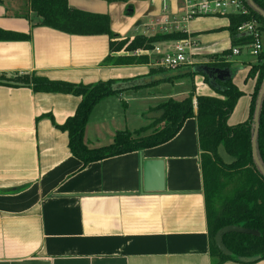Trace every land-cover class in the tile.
<instances>
[{"label": "crops", "instance_id": "obj_1", "mask_svg": "<svg viewBox=\"0 0 264 264\" xmlns=\"http://www.w3.org/2000/svg\"><path fill=\"white\" fill-rule=\"evenodd\" d=\"M81 12L109 16L120 38L155 36L153 24L164 17L163 0H68ZM165 16H180L182 0H168ZM195 19L187 27L196 44L194 65L232 50L227 15ZM38 22L29 0H0V29L25 35V41H0V77L35 74L50 81L91 85L145 78L159 56L146 65L107 64L108 36H74ZM177 41L156 44L171 50ZM229 58L233 84L244 93L228 120L235 127L250 115L257 64L249 46ZM128 53L112 54V57ZM184 70V69H182ZM206 77L193 74L137 92L102 100L90 115L84 140L105 147L118 132L150 125L148 114L169 99L181 101L208 83L195 97L219 98ZM208 80V79H207ZM0 81V264H214L203 191L201 150L196 119L186 121L169 143L110 158L81 170L69 138L52 123L73 117L81 99L36 93ZM222 84H220L221 87ZM166 86L165 88H162ZM169 87V88H168ZM126 104V109L124 108ZM130 105H137L131 114ZM51 116V117H50ZM162 162L164 190L144 191V164ZM224 264H240L226 262ZM254 264H264L257 262Z\"/></svg>", "mask_w": 264, "mask_h": 264}, {"label": "trees", "instance_id": "obj_2", "mask_svg": "<svg viewBox=\"0 0 264 264\" xmlns=\"http://www.w3.org/2000/svg\"><path fill=\"white\" fill-rule=\"evenodd\" d=\"M246 13L227 15L228 31L232 41V50L210 58V68L229 69L228 61L235 48L251 46L254 37L239 33L244 24H254L264 37V18L249 6L247 0H240ZM264 12V0H252ZM30 10L38 22L34 27L50 28L74 36H108L110 38V56L106 63L115 66L146 65L147 56L135 57L137 50L153 51L161 42L186 40L185 33H159L155 36L139 35L134 38L120 39L111 29L109 16L94 15L69 6L68 0H29ZM29 37L6 32L0 29V41H25ZM128 53L127 56L112 57V54ZM190 69V68H185ZM184 69V70H185ZM171 72L161 68H152L145 78H134L123 81L99 82L91 85L50 81L35 74L24 75L0 81L13 82L20 87H29L36 93L67 94L81 99L73 117L63 125H53L69 138V149L72 155L81 162V170L87 166L110 158L120 157L144 150L154 149L172 141L182 130L186 121L196 119L198 139L201 150L203 191L206 206L208 237L211 257L214 264L226 262L241 263L243 259L259 258L264 262V177L255 165L252 152L255 108L264 81V49L257 56V64L252 66L248 75L255 79L256 85L252 94L249 119L235 127L228 126V120L234 112L240 98L244 96L232 81L221 85L219 98L195 97V91L181 101L169 99L153 112L163 111L161 119L150 121V125L135 132H118L112 144L90 148L84 140L86 127L94 108L104 99L124 92H137L163 83H173L183 76L166 77L160 83L146 85L144 80L156 76H167ZM191 76V75H189ZM208 82V80L206 79ZM196 103V105H194ZM126 109V104L124 103ZM224 145L229 155L237 159L231 166L225 165L218 156V148ZM259 158L264 166V101L260 114V130L257 140ZM230 189L231 195L223 192ZM241 227L259 233V236L245 234H227L223 237L231 256H224L216 247L215 237L225 227ZM256 262V263H257ZM254 264V263H253Z\"/></svg>", "mask_w": 264, "mask_h": 264}, {"label": "built area", "instance_id": "obj_3", "mask_svg": "<svg viewBox=\"0 0 264 264\" xmlns=\"http://www.w3.org/2000/svg\"><path fill=\"white\" fill-rule=\"evenodd\" d=\"M168 0H163V11L166 15L168 11ZM183 10L180 16L169 18L164 15L162 20L152 26L158 28L159 33L167 34L172 32L185 33L190 22L200 17L216 15L244 14L246 10L240 0H182ZM241 34H250L254 37V43L249 46L252 55L257 57L264 49V37L259 34L254 24L248 23L238 29ZM196 44L190 39L177 41L171 50H161L155 46L153 51L137 50L133 53L135 57H151L156 53L159 58L154 65L157 68L170 72L191 68L194 65L193 50ZM238 49L233 50V55H238Z\"/></svg>", "mask_w": 264, "mask_h": 264}, {"label": "water", "instance_id": "obj_4", "mask_svg": "<svg viewBox=\"0 0 264 264\" xmlns=\"http://www.w3.org/2000/svg\"><path fill=\"white\" fill-rule=\"evenodd\" d=\"M249 6L251 9H253L255 12H257L261 17L264 18V12L260 10L252 0H247ZM248 35H250L248 33ZM193 74H199L206 77L209 81L210 86L213 89H216L218 91L221 90L220 84H225L227 82L233 81L235 76V71L232 69H220V68H210L208 66H197L193 67L192 69H185V70H179L174 71L168 74L167 76H156L153 78H148L144 80V83L146 85H151L154 83H160L162 82L166 77L170 76L173 78L177 77H186ZM10 85H16L15 83H9ZM264 101V81L261 87V90L259 92L256 108H255V114L253 119L254 124V133H253V140H252V152H253V159L255 162V165L257 166L259 172L264 177V166L259 158L258 155V149H257V140H258V134L260 130V114L261 109ZM196 105V103H194ZM164 116L163 111L158 112H152L147 115L148 120H158L161 119ZM218 156L221 159V161L227 165L231 166L237 162V159L232 157L228 154L226 151L224 145H220L218 148ZM164 190V171H163V163L162 162H147L144 164V191L145 192H162ZM245 234V235H251V236H259V233L255 231H250L241 227H225L222 230H220L216 237H215V244L218 250L224 255V256H231V253L226 248L223 242V237L227 234ZM259 260V258H251V259H243L241 261L242 264H253L256 263Z\"/></svg>", "mask_w": 264, "mask_h": 264}, {"label": "rangeland", "instance_id": "obj_5", "mask_svg": "<svg viewBox=\"0 0 264 264\" xmlns=\"http://www.w3.org/2000/svg\"><path fill=\"white\" fill-rule=\"evenodd\" d=\"M200 18H202V17H200ZM211 18H213V17H205V19H211ZM197 19H199V18H197ZM252 54V53H251ZM253 58H255L254 57V55H253ZM187 77V76H186ZM16 78H18V77H16ZM16 78H12V79H16ZM185 78V77H184ZM159 86V85H158ZM154 87H156V86H153V87H150L149 89H152V88H154ZM166 86H163L162 88H165ZM209 88V85H208V83H206V84H204V86H202V84L201 85H199V87L198 86H196L195 87V95L197 94H200V93H204V92H202V89H204V88ZM169 88V87H168ZM166 89V88H165ZM137 109H138V106L137 105H130V110H129V120L130 119H132V117H131V114H133V112H136L137 111ZM147 116V115H146ZM127 132H129V131H127ZM223 194H224V196H226V197H228V196H230L231 195V191H230V189H227L226 191H224L223 192Z\"/></svg>", "mask_w": 264, "mask_h": 264}]
</instances>
